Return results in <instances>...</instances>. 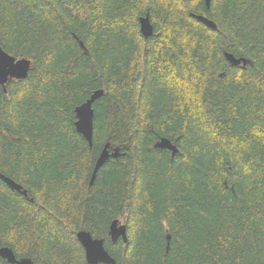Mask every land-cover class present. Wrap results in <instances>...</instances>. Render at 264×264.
<instances>
[{"label": "trees", "instance_id": "1", "mask_svg": "<svg viewBox=\"0 0 264 264\" xmlns=\"http://www.w3.org/2000/svg\"><path fill=\"white\" fill-rule=\"evenodd\" d=\"M0 47L31 59L0 85V173L28 193L0 179V245L87 264L86 230L116 264H264V0H0ZM95 89L89 147L74 107Z\"/></svg>", "mask_w": 264, "mask_h": 264}, {"label": "water", "instance_id": "2", "mask_svg": "<svg viewBox=\"0 0 264 264\" xmlns=\"http://www.w3.org/2000/svg\"><path fill=\"white\" fill-rule=\"evenodd\" d=\"M204 2L206 8H208L210 5V0H204ZM191 16L210 28H216V24L202 14L191 13ZM138 20L140 33L142 34L143 38L147 39L148 37H151L153 35V25L150 21L148 12H146L144 16H140ZM224 56L232 66H238L240 64L243 66L246 63L245 58H236L229 52H225ZM30 66L31 59L27 57L13 56L0 47V85L3 88L5 83L9 80H20L26 78L28 76ZM103 93V89L93 90L84 102L74 108L75 130L84 137L89 147L92 146L93 138L94 110L92 105L103 95ZM153 146L155 148L166 149L170 151L171 157L178 153L177 146L165 136L159 137ZM119 155L120 152L117 147H110L108 143H105L95 159L89 179V184H92L98 169L105 163L106 160L109 158H116ZM0 179L10 189L16 190L20 194L26 196L27 191L22 189L21 185L12 178L0 173ZM109 236L112 242H115L119 238H121L123 242H126V224L121 222L120 219H114L109 225ZM76 237L84 249V255L87 264H116L115 259L105 249L102 239L92 237L91 233L86 230L77 231ZM167 239L169 240V236H167ZM0 257L5 259L9 264H33V261L30 257L17 258L13 250L6 245H0Z\"/></svg>", "mask_w": 264, "mask_h": 264}, {"label": "bare ground", "instance_id": "3", "mask_svg": "<svg viewBox=\"0 0 264 264\" xmlns=\"http://www.w3.org/2000/svg\"><path fill=\"white\" fill-rule=\"evenodd\" d=\"M29 77V76H28ZM12 81V80H11ZM14 82V81H13ZM87 92V91H86ZM85 92V93H86ZM90 92V91H89ZM105 93V92H104ZM88 94V93H87ZM89 96V95H88ZM102 97V96H101ZM85 98V97H84ZM80 103V102H79ZM75 108V107H74ZM156 135V134H155ZM126 143H127V141H126ZM88 144V143H87ZM150 146V145H149ZM91 149V148H90ZM158 150V149H157ZM169 152V151H168ZM97 155V154H96ZM97 157V156H96ZM95 161V160H94ZM1 162H3V161H1ZM2 165V164H1ZM2 167H3V165H2ZM6 168H8V167H6ZM10 168V167H9ZM4 170V169H3ZM11 175V174H10ZM22 183V182H21ZM128 227V226H127ZM109 241V240H108ZM116 259V258H115Z\"/></svg>", "mask_w": 264, "mask_h": 264}, {"label": "rangeland", "instance_id": "4", "mask_svg": "<svg viewBox=\"0 0 264 264\" xmlns=\"http://www.w3.org/2000/svg\"><path fill=\"white\" fill-rule=\"evenodd\" d=\"M121 222H123L124 220L123 219H120Z\"/></svg>", "mask_w": 264, "mask_h": 264}, {"label": "flooded vegetation", "instance_id": "5", "mask_svg": "<svg viewBox=\"0 0 264 264\" xmlns=\"http://www.w3.org/2000/svg\"><path fill=\"white\" fill-rule=\"evenodd\" d=\"M26 196H28V193L26 194Z\"/></svg>", "mask_w": 264, "mask_h": 264}]
</instances>
